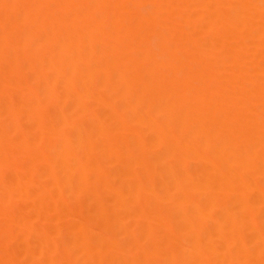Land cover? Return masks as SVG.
<instances>
[{"label": "bare ground", "instance_id": "6f19581e", "mask_svg": "<svg viewBox=\"0 0 264 264\" xmlns=\"http://www.w3.org/2000/svg\"><path fill=\"white\" fill-rule=\"evenodd\" d=\"M0 264H264V0H0Z\"/></svg>", "mask_w": 264, "mask_h": 264}]
</instances>
